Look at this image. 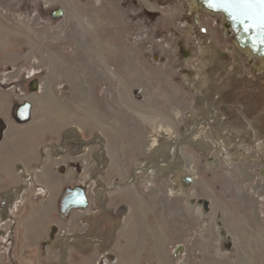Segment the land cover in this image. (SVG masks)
Wrapping results in <instances>:
<instances>
[{
  "label": "rangeland",
  "instance_id": "rangeland-1",
  "mask_svg": "<svg viewBox=\"0 0 264 264\" xmlns=\"http://www.w3.org/2000/svg\"><path fill=\"white\" fill-rule=\"evenodd\" d=\"M58 6L63 16L53 19ZM0 18L19 32L42 30L45 47L62 54L46 68H21L18 78L42 81L48 72L61 81L55 94L75 126L65 129L73 140L60 153L94 147L85 181L73 186L89 196L123 173L118 186L164 194L166 218L185 207L197 213L186 235L176 234L193 260L264 264V73L231 43L219 16L188 0H0Z\"/></svg>",
  "mask_w": 264,
  "mask_h": 264
},
{
  "label": "crops",
  "instance_id": "crops-1",
  "mask_svg": "<svg viewBox=\"0 0 264 264\" xmlns=\"http://www.w3.org/2000/svg\"><path fill=\"white\" fill-rule=\"evenodd\" d=\"M46 35L33 27L19 32L15 21L0 18V264H203V254L193 260L184 250L185 240L176 239L177 231L186 235L197 213L185 207L178 218H166L158 201L164 194L118 186L125 182L123 173L109 176L112 189L85 192V208H71L66 219L59 215L60 196L65 188L80 185L71 184L76 179L85 181L94 147L60 153L61 144L73 140V131L65 129L75 125L65 118L66 107L55 94L61 83L57 75L45 72L42 81L18 78L21 68H46L50 56L62 62L58 47H45ZM24 101L31 104L30 118L19 122L14 113ZM93 112L86 110L91 117ZM65 134L69 137L63 139ZM91 180L90 189L96 177ZM33 184L47 191L41 194ZM196 231L203 241V231ZM85 233L88 238H81ZM65 234L71 238L63 240Z\"/></svg>",
  "mask_w": 264,
  "mask_h": 264
},
{
  "label": "water",
  "instance_id": "water-1",
  "mask_svg": "<svg viewBox=\"0 0 264 264\" xmlns=\"http://www.w3.org/2000/svg\"><path fill=\"white\" fill-rule=\"evenodd\" d=\"M195 10L210 15L219 16L223 22L222 27L225 35L228 36L231 43L242 54L250 56L256 60V68L264 73V43H261V36L257 29L250 28L244 30L238 20L233 19V16L226 10L221 8H213L209 6V0H188ZM63 9L55 7L50 10V16L53 19H58L63 16ZM36 89V87L34 88ZM31 104L28 101L19 103L16 106L14 119L23 122L30 118ZM87 198L82 187L65 188V192L60 199V209L70 210L71 208H85Z\"/></svg>",
  "mask_w": 264,
  "mask_h": 264
},
{
  "label": "snow or ice",
  "instance_id": "snow-or-ice-1",
  "mask_svg": "<svg viewBox=\"0 0 264 264\" xmlns=\"http://www.w3.org/2000/svg\"><path fill=\"white\" fill-rule=\"evenodd\" d=\"M209 6L228 11L245 31L257 29L264 43V0H209Z\"/></svg>",
  "mask_w": 264,
  "mask_h": 264
},
{
  "label": "trees",
  "instance_id": "trees-1",
  "mask_svg": "<svg viewBox=\"0 0 264 264\" xmlns=\"http://www.w3.org/2000/svg\"><path fill=\"white\" fill-rule=\"evenodd\" d=\"M64 192H65V189H64L62 195L64 194ZM62 195H61L60 198H59V202H58L59 205H60V199H61ZM59 205H58V206H59ZM68 212H69V210H61L60 207H59V214H60L61 216H66V215L68 214Z\"/></svg>",
  "mask_w": 264,
  "mask_h": 264
},
{
  "label": "flooded vegetation",
  "instance_id": "flooded-vegetation-1",
  "mask_svg": "<svg viewBox=\"0 0 264 264\" xmlns=\"http://www.w3.org/2000/svg\"><path fill=\"white\" fill-rule=\"evenodd\" d=\"M195 10V9H194ZM196 11V10H195ZM201 11V10H200ZM194 17V16H193ZM195 18V17H194ZM195 23H197V25H198V21H197V19H195Z\"/></svg>",
  "mask_w": 264,
  "mask_h": 264
},
{
  "label": "bare ground",
  "instance_id": "bare-ground-1",
  "mask_svg": "<svg viewBox=\"0 0 264 264\" xmlns=\"http://www.w3.org/2000/svg\"><path fill=\"white\" fill-rule=\"evenodd\" d=\"M96 50V49H95ZM189 177V176H188Z\"/></svg>",
  "mask_w": 264,
  "mask_h": 264
}]
</instances>
